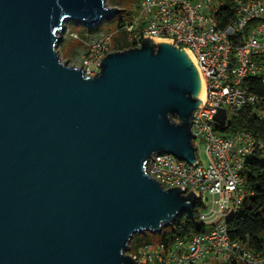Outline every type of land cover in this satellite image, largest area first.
<instances>
[{
    "label": "water",
    "instance_id": "95a60500",
    "mask_svg": "<svg viewBox=\"0 0 264 264\" xmlns=\"http://www.w3.org/2000/svg\"><path fill=\"white\" fill-rule=\"evenodd\" d=\"M121 10L0 0V264H140L134 236L196 207L197 190L147 170L157 152L198 161L203 80L189 51L146 34L94 76L60 55L68 20L94 28Z\"/></svg>",
    "mask_w": 264,
    "mask_h": 264
},
{
    "label": "built area",
    "instance_id": "2783aa9c",
    "mask_svg": "<svg viewBox=\"0 0 264 264\" xmlns=\"http://www.w3.org/2000/svg\"><path fill=\"white\" fill-rule=\"evenodd\" d=\"M225 5V0H140L135 3L138 14L121 22L129 43L124 49L141 46L146 34L174 40L187 49L205 89L192 125L198 161L171 151L157 152L147 162V170L166 188L197 190V203L206 208L201 222L207 229L170 243H135L137 249L130 253L140 264H264V251L248 240L232 239L227 224L249 195L244 177L248 159L257 152L264 155V137L230 128L233 113L246 106L264 119V0H235L236 15L222 23ZM115 43L114 32L87 42L79 65L86 75L100 72L99 62L115 50ZM221 108L227 110L224 124L216 118ZM200 144L205 145L207 162L200 157Z\"/></svg>",
    "mask_w": 264,
    "mask_h": 264
},
{
    "label": "trees",
    "instance_id": "16d2710c",
    "mask_svg": "<svg viewBox=\"0 0 264 264\" xmlns=\"http://www.w3.org/2000/svg\"><path fill=\"white\" fill-rule=\"evenodd\" d=\"M225 1L226 5L222 10L226 13V17L222 19V23L236 15L235 0ZM128 45L127 39L116 38L115 49H124ZM250 81L253 83L255 80L250 79ZM256 90L262 92L261 86L257 85ZM230 128H244L264 137V119H260L250 106L233 113ZM244 177L249 195L238 214L230 218L227 224L232 239L248 240L253 247L264 251V155L261 152H257L248 159ZM201 208L202 205L198 202L193 212L179 214L168 226L169 229L165 226L161 232L155 234H163L162 241L170 243L177 237L189 239L195 233L205 231L207 224L201 222ZM143 241H154L150 231L137 233L134 236L130 252L137 249L135 243Z\"/></svg>",
    "mask_w": 264,
    "mask_h": 264
},
{
    "label": "rangeland",
    "instance_id": "374dc122",
    "mask_svg": "<svg viewBox=\"0 0 264 264\" xmlns=\"http://www.w3.org/2000/svg\"><path fill=\"white\" fill-rule=\"evenodd\" d=\"M109 6H118L121 8V12H118L112 18H104L103 21L94 28H90L87 24L79 22L75 19H70L66 23V30L64 37L59 44L60 55L63 60H69L72 64L80 65L84 50L87 47V42L95 39L98 35L107 32H114L116 38L126 40V31L121 28L122 20H132L137 14L138 10L135 8V3L140 0H106ZM78 34L79 38L74 34ZM116 45V43H115ZM204 143V142H203ZM200 157L207 162L208 157L205 151V145L200 144ZM211 204V200L207 201ZM202 210H206L205 206H202ZM212 217H217L216 211L212 212ZM168 228V226H167ZM169 229V228H168ZM156 232L150 231V234L155 242L162 241L163 234H155ZM145 264H150L148 261H144ZM155 261L152 263L154 264Z\"/></svg>",
    "mask_w": 264,
    "mask_h": 264
},
{
    "label": "bare ground",
    "instance_id": "6f19581e",
    "mask_svg": "<svg viewBox=\"0 0 264 264\" xmlns=\"http://www.w3.org/2000/svg\"><path fill=\"white\" fill-rule=\"evenodd\" d=\"M204 96H205V89L203 87L202 92H201V97H204Z\"/></svg>",
    "mask_w": 264,
    "mask_h": 264
}]
</instances>
